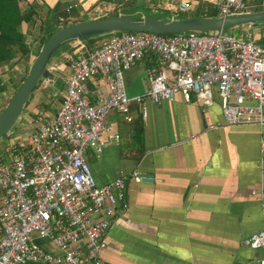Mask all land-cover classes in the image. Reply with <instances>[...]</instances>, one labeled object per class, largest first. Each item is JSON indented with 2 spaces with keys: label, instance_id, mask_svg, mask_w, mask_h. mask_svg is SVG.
Masks as SVG:
<instances>
[{
  "label": "built area",
  "instance_id": "2783aa9c",
  "mask_svg": "<svg viewBox=\"0 0 264 264\" xmlns=\"http://www.w3.org/2000/svg\"><path fill=\"white\" fill-rule=\"evenodd\" d=\"M197 5L216 8L219 17L264 11V0H180L172 11L186 15ZM146 56L157 63L148 90L130 97L124 75ZM68 72L57 113L36 115L29 143L0 152V264H109L102 254L129 209L128 181L141 182L135 170L100 186L86 159L120 140L107 124L113 110L131 122L133 105L145 114L147 102L161 105L178 95L208 108L216 90L227 125L260 128L264 166V44L251 35L119 33L70 58ZM96 77L108 88L100 105L89 98L88 82ZM253 193L264 215V191ZM243 245L264 251V230Z\"/></svg>",
  "mask_w": 264,
  "mask_h": 264
},
{
  "label": "crops",
  "instance_id": "0c3cea01",
  "mask_svg": "<svg viewBox=\"0 0 264 264\" xmlns=\"http://www.w3.org/2000/svg\"><path fill=\"white\" fill-rule=\"evenodd\" d=\"M36 2L43 3L42 16L50 11L49 17L59 19L62 24L84 23L109 15L147 18L140 14L141 8L164 17L157 19H172L175 14L172 8L180 0ZM202 8L197 5L196 10ZM29 29L24 23V34L29 35ZM236 32L245 37L251 35L264 44V29L248 26ZM36 57L33 50L31 65ZM72 57L66 50L60 59L51 62L53 77L44 80L33 93L19 125L5 142H27L36 115L53 117L57 113L69 75V61L66 63L65 59ZM156 65L155 57L146 56L125 73L130 97L147 92ZM17 66L7 72L0 70V84L3 82L7 88L0 93V114L11 98L10 82H19L25 74V67ZM88 89L93 105H100L108 93L106 81L101 77L90 80ZM215 94L213 105L208 108L194 101L186 103L180 95L161 105L147 102L145 114L133 105L132 114L140 113L144 125L143 143L135 146L125 116L116 110L108 115L107 124L120 140L98 156L91 151L87 154L97 183L108 184L135 170L151 176V181H128L129 209L121 226L108 233L102 254L107 263L259 264L264 260V251H252L243 245L244 240L264 230L262 204L253 193L264 191V166L260 164L259 150L261 130L257 126L227 125L221 99Z\"/></svg>",
  "mask_w": 264,
  "mask_h": 264
},
{
  "label": "water",
  "instance_id": "95a60500",
  "mask_svg": "<svg viewBox=\"0 0 264 264\" xmlns=\"http://www.w3.org/2000/svg\"><path fill=\"white\" fill-rule=\"evenodd\" d=\"M264 22V11L229 17H196L188 19H153L145 17L118 16L73 25L56 32L42 46L32 63L28 75L18 92L0 114V140L15 127L36 87L53 77L50 60L64 46L86 38L104 34L146 32L162 36L181 33L225 31L232 28L252 26ZM142 182H150L151 176L141 175ZM40 244L53 251L47 241Z\"/></svg>",
  "mask_w": 264,
  "mask_h": 264
},
{
  "label": "trees",
  "instance_id": "16d2710c",
  "mask_svg": "<svg viewBox=\"0 0 264 264\" xmlns=\"http://www.w3.org/2000/svg\"><path fill=\"white\" fill-rule=\"evenodd\" d=\"M34 1L35 2H33L32 4H27L26 0H0V70L7 69L5 71L7 72L15 68L17 65H23L25 67V74L22 77V79L19 82H15L13 80L10 82L11 87L13 89L12 90L13 96L18 92V90L20 89L21 85L23 84V82L25 81L28 75V71L31 65L30 59H31L32 51L34 50L38 56L42 46L56 32L60 31L61 29L82 23V22H74V23L63 22L62 24H60L59 19L55 20L49 17L50 11L46 12L45 16H42L41 15L42 6L40 4L43 3H37L36 1L38 0H34ZM23 4L24 5L26 4L27 6L24 10L22 9ZM257 12H262V10H254V13ZM197 14H198L197 17H219L217 9L211 6H208L204 9L203 8L199 9L197 11ZM111 16L113 15L101 17L99 19H106ZM43 17L44 19H42ZM153 19H157V18L154 17ZM172 19H181V18L177 14H173ZM24 23L30 26L32 25L34 27L38 23H40L39 33L34 32L32 42L30 43H27L25 37L26 34H24L23 32ZM244 27H248V25L243 27L228 29L225 30V32L231 31L233 33L239 30L240 28H244ZM254 28L264 29V22L259 23ZM208 33L210 32H200L197 34H208ZM115 34H119V33L104 34L96 37L86 38L68 44L61 49L69 50L71 53L78 50L75 53L74 57L79 52L88 54L104 42L103 41L101 44H97V39L107 36L106 37L107 39L104 38L106 41L109 40ZM65 61L66 63H68L69 58L65 59ZM37 87L35 91L38 89ZM6 89L7 88L5 84L1 82L0 93L4 92ZM28 105L29 104L26 105L25 109L28 107ZM6 106L7 105L4 106L2 112L5 110ZM131 115H133L132 112ZM127 124L129 125L128 129L132 131L133 140H134L133 146H135L136 144H142L144 125L140 113L134 119H132L131 122ZM8 139H10V137ZM5 141L2 142L5 143ZM3 143L0 145V148H3L5 146L6 143L5 144ZM134 158H136V156Z\"/></svg>",
  "mask_w": 264,
  "mask_h": 264
},
{
  "label": "rangeland",
  "instance_id": "374dc122",
  "mask_svg": "<svg viewBox=\"0 0 264 264\" xmlns=\"http://www.w3.org/2000/svg\"><path fill=\"white\" fill-rule=\"evenodd\" d=\"M27 6H25L24 4L22 5V9L24 10L25 8H26ZM142 10H140V14H144L147 18H154V17H156V18H164L163 16L162 17H158V16H156V15H154L150 10H148V9H143V8H141ZM197 11L198 10H194L193 12H191L190 14H186V15H182V16H180V18L181 19H188V18H196L197 16H198V14H197ZM125 12L126 13H128L129 12V10L128 9H126L125 10ZM114 17V15L112 16V18ZM111 18V17H110ZM53 21V20H52ZM28 26H30V25H28ZM37 26V28H36V31H35V27ZM35 27L34 26H30V31H31V33L29 34V35H25V37H26V39H27V41H29V42H31V40H32V38H33V34H34V31L36 32V33H39V28H40V23H38L37 25H36ZM29 30H28V33H29ZM33 31V32H32ZM226 33L228 34V35H232V36H240V33L239 32H231V31H226ZM29 36V37H28ZM32 36V37H31ZM96 37V36H95ZM107 36H105V37H102V38H99V39H97V44H101L103 41H105V39L104 38H106ZM107 39V38H106ZM64 50H66V49H64ZM64 50L63 49H61V50H58L55 54H54V56L51 58V60H50V63H49V65L50 66H53V65H51V62H54V61H56V59L58 60V59H60L61 58V54H63L64 53ZM78 50H76V51H74V52H72L71 53V55H75V53L77 52ZM36 53V52H35ZM62 63H64V62H62ZM62 63H60V64H58L59 66H60V68H62L63 66H62ZM18 67V66H17ZM54 69H56V68H54ZM29 72V71H28ZM39 86H41V85H38V89L40 88ZM38 91V90H37ZM216 93V90H214V94ZM13 95L11 94V98H9V101H8V103H7V105L9 104V102L11 101V99L13 98L12 97ZM215 96H216V94H215ZM24 112H25V110L22 112V114H21V118H22V116H23V114H24ZM137 112V111H136ZM133 113V115L136 117L139 113L137 112V113ZM20 122V121H19ZM19 122L16 124V126L12 129V131H10L6 136H4L1 140H0V145L3 143L2 141H5L6 139H8L9 137L11 138V136L13 135V133H14V131H15V129H16V127L19 125ZM27 141V140H26ZM29 141H30V139H28V141L27 142H24V144H28L29 143ZM5 143H7V144H5ZM5 143H3V144H5V146L3 147V148H0V152H2V151H5L6 149H8V147H10V146H12L13 145V143H16V142H5Z\"/></svg>",
  "mask_w": 264,
  "mask_h": 264
}]
</instances>
